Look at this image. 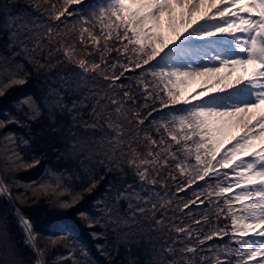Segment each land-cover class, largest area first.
Listing matches in <instances>:
<instances>
[{"label": "snow or ice", "instance_id": "1", "mask_svg": "<svg viewBox=\"0 0 264 264\" xmlns=\"http://www.w3.org/2000/svg\"><path fill=\"white\" fill-rule=\"evenodd\" d=\"M83 3L12 0L0 6V32H7L6 48L0 52V96L28 82L31 73L25 61L34 63L37 72L51 71L57 63L75 65L80 70L77 79L70 72L50 79L40 101L25 96L18 110L30 121L39 120L45 111L52 122L57 115L74 113V125L89 135L71 133L70 158L83 165L98 157L99 164L108 165V172L123 173L125 166L133 170V183L125 180L117 186L124 177L113 178L117 184L109 185V191L115 189L112 203L97 202L102 205L99 217L86 212L78 216L89 227L104 229L92 233L96 239L106 241V232L112 231L117 248L124 246L131 252L132 245L148 244L143 260L131 256L127 264H264V0H92L91 15L80 12L78 22L64 23L62 18L74 15L69 6ZM3 7L8 11L3 12ZM89 45L93 51H87ZM113 51L118 56L109 67ZM61 54L63 60L53 63ZM94 54L99 62L87 58ZM143 66H148L146 73L152 77L147 80L142 70L138 81L145 101L171 108L166 119L152 121L157 125L154 132L150 128L142 132L147 117L135 107L126 110L129 102L137 103L131 89L124 90L122 98L94 87L85 91V74L92 73L95 84L99 73L114 92L116 86L124 88L117 85L124 72ZM118 69L124 71L117 74ZM192 85L196 87L188 91ZM10 123L20 121L10 116L0 120V129ZM3 140L12 145L6 149L11 168L28 169L40 163L35 157L32 164L23 160L14 132L6 133ZM164 169H171L167 178L175 183V193L157 191L168 187L161 176ZM82 170L80 191L63 172L50 173L57 176L55 188L43 182L39 189L43 194L62 189L71 200L61 201L60 207L71 208L105 179H96L94 167ZM198 181H204V186ZM192 185L200 189L193 193L195 198L173 207L171 197ZM5 194L11 196L0 178V195ZM121 202L127 204L125 214L117 207ZM200 205L206 211L191 225L183 220L176 223L168 215L170 210H188L191 216L192 207ZM18 219L25 244L37 252L34 264H47L49 245L67 249L58 261L91 264L70 234L49 237L48 244L37 249L34 225L22 215ZM221 219L229 223L220 227ZM5 229L0 223V244L6 245ZM224 237H229L227 244L203 247ZM97 248L110 254L105 244ZM9 251L15 255L14 245ZM15 264L24 262L19 259Z\"/></svg>", "mask_w": 264, "mask_h": 264}, {"label": "trees", "instance_id": "2", "mask_svg": "<svg viewBox=\"0 0 264 264\" xmlns=\"http://www.w3.org/2000/svg\"><path fill=\"white\" fill-rule=\"evenodd\" d=\"M12 0H0V6L8 5ZM59 2V0H57ZM17 3H23V0H17ZM92 3V0H84L83 4H74L69 6V11L74 13L73 16L62 18L64 23L71 26L72 24L79 21L80 17L77 13L84 12L87 15H91V9L88 5ZM8 8L3 7V12H7ZM59 23V22H55ZM62 28L63 25L61 24ZM98 31V29H97ZM74 36L76 34H73ZM114 42H109L111 47ZM7 45V32H0V52H3ZM116 47H120L118 43ZM83 51V49H81ZM87 51H93L91 45L88 46ZM44 55H47L45 51ZM118 56V53L113 51L110 53L109 67ZM90 61L95 60L99 62V55L94 54L91 57H87ZM63 56L58 55L53 58V63L62 61ZM154 63V62H153ZM103 67V66H102ZM148 66H143V69H130L124 72V76L117 82V85H124V88L118 86L115 87L114 92L109 91L108 84L110 81L104 80L103 76L96 73V82L93 84L91 79L92 73L84 75L85 91L88 87H94L102 92H108L109 95L115 94L117 98H122V92L124 90L131 89L136 96V105H132L129 102L126 105V110H131L135 107L141 112L142 116H146L145 124L141 126L143 130H155L156 124L152 121L160 122L167 118L168 113L171 112V108L161 109L159 101L155 103L152 100L145 101L144 94L142 92V85L138 83L142 70L145 71V78L149 81L152 77L146 73ZM25 68L31 73L28 78V82L25 85L14 86L6 90L4 96H0V120H8L10 116H15L20 121L19 124L10 123L7 128L0 129V178L3 183L8 185L11 196L0 195V223L6 225L5 233L9 240L13 242L15 255H13L9 249L12 246L0 245V262L5 260H17L22 259L24 264H34L37 253L33 249L25 244V233L19 223V216H24L30 219L34 225L36 235L37 248L44 247L48 244L49 237L60 236L61 234H70L71 237L76 241L77 249H83L87 253V259L91 261V264H127V260L131 256H135L141 260L144 259V251L148 247V244L141 242L138 245H132L131 252L124 246L117 248L115 241V234L112 231H107V240L96 239L92 236L93 232L104 231L99 225L95 227H89L86 220H82L78 213L86 212L92 217H99L102 209V205L97 202L112 203L111 197L114 195L115 189L109 191L110 184H117L114 177H124L121 179L119 184H123L126 180L127 183H133L135 177L133 176V170L124 167L123 173L119 170L108 172V165H101L98 162V157H93L92 164H88L87 161L81 164L80 160L70 158L68 150V141L71 140V133H75L77 137L89 135L84 131L75 126L73 123L72 115L64 113L57 115L55 121L52 122L49 119L47 111L44 112L42 117L37 121H30L23 114L22 111L18 110L20 101L28 95H32L37 101H40L46 94L48 82L50 79H55L57 76L64 75L66 72L72 74L73 79H77L76 73L80 72L75 65L68 64L67 62L60 64L57 63L56 68L51 71H35L34 63H28L25 61ZM123 69H118L117 74ZM110 74V73H109ZM163 85H161V88ZM159 90V89H158ZM44 103H47L45 100ZM147 104V107L143 105ZM179 107V106H177ZM153 108L157 111L153 112ZM26 112L27 109L25 108ZM88 109H84L85 118H87ZM148 113H152L148 116ZM8 132H14L16 134V144L19 145V152L22 154L23 160L27 164H32L33 157L39 159L40 163L33 168L26 169L23 165L19 168H11L8 166V153L7 148L12 147L8 141L3 140V137ZM158 138V137H157ZM28 140L29 143L24 145L21 143L22 140ZM174 163V162H172ZM83 167H94V173L96 179H100L101 176L105 177L101 180L96 190L89 194H85L83 200L78 202L75 206L62 209L60 202L68 200L70 202L71 197L68 193H65L60 188H56L55 192L49 190L48 194L41 193L39 184L43 182H50L53 187H56L57 176L51 175L50 173H61L63 172L67 178L69 175L71 179H68V183L71 184L76 191H80L81 181L85 176ZM171 169L162 170L161 176L164 179V183L167 184V189L157 188V191L164 192L169 191L175 193V183L167 178V172ZM183 179V177H181ZM33 182H36L33 184ZM201 187L204 186V181L197 182ZM139 187V185H137ZM33 189L36 191V195L33 194ZM197 185H192L190 189L185 192H181L171 198L176 204H182L189 198L194 199L193 193L199 191ZM120 212L125 214L127 212V204L121 202L117 205ZM19 209V212L16 211ZM203 205L193 206L191 209L192 215H188V210L183 213L179 211H169V216L176 218V223L183 220L184 223L192 224L193 219H199L202 214L205 213ZM214 224L216 223L215 217L212 218ZM219 226L223 227L229 221L221 219ZM182 226V225H181ZM195 228V225H192ZM208 225L204 226V230L207 231ZM152 235H158L152 233ZM171 236H175L174 232L170 233ZM187 243V241H184ZM193 242L195 238L193 237ZM229 242V237L221 239L214 238L213 241H208L203 246L207 249L208 245H224ZM63 243H67L64 241ZM159 243V241H157ZM97 244H105L106 249H110V254H105V250L98 249ZM182 246L178 244V247ZM49 251L45 255L44 259L47 264H71V261H58V257L64 256L67 253V249L63 247L51 248L49 245ZM207 254V253H205ZM2 264H5L3 261Z\"/></svg>", "mask_w": 264, "mask_h": 264}, {"label": "rangeland", "instance_id": "3", "mask_svg": "<svg viewBox=\"0 0 264 264\" xmlns=\"http://www.w3.org/2000/svg\"><path fill=\"white\" fill-rule=\"evenodd\" d=\"M196 87V85H192L189 89H188V91H191L192 90V88H195ZM36 244V243H35ZM1 245V244H0ZM2 245H4V246H7L8 248H9V246H13V242H11L10 240H9V243L8 244H2ZM36 248H37V245H36ZM38 249V248H37ZM37 253V252H36ZM17 260H19V259H17ZM4 262H5V264H15V261L16 260H3ZM2 261V262H3ZM2 262H0V264H2Z\"/></svg>", "mask_w": 264, "mask_h": 264}]
</instances>
